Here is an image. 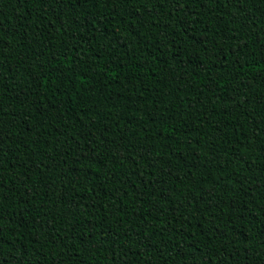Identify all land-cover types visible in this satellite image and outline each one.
Wrapping results in <instances>:
<instances>
[{
  "label": "trees",
  "instance_id": "trees-1",
  "mask_svg": "<svg viewBox=\"0 0 264 264\" xmlns=\"http://www.w3.org/2000/svg\"><path fill=\"white\" fill-rule=\"evenodd\" d=\"M0 264H264V0H0Z\"/></svg>",
  "mask_w": 264,
  "mask_h": 264
}]
</instances>
